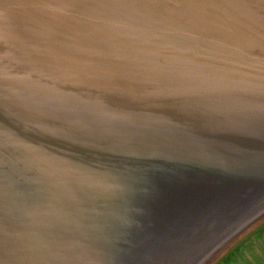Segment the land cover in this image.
<instances>
[{"label":"water","instance_id":"water-1","mask_svg":"<svg viewBox=\"0 0 264 264\" xmlns=\"http://www.w3.org/2000/svg\"><path fill=\"white\" fill-rule=\"evenodd\" d=\"M261 215L264 0H0V264H201Z\"/></svg>","mask_w":264,"mask_h":264},{"label":"clouds","instance_id":"clouds-1","mask_svg":"<svg viewBox=\"0 0 264 264\" xmlns=\"http://www.w3.org/2000/svg\"><path fill=\"white\" fill-rule=\"evenodd\" d=\"M262 221H264V215L260 216L257 225H253L251 222L245 225L243 222H240L232 226L213 245L211 252L215 253V256L212 258H208V256L211 255V253L206 254V257L202 260L201 264H262L261 241L259 236V230ZM252 237H255L257 240L260 241L259 259H246L243 261H236L231 259L230 257L233 255L234 251L238 247L239 239L241 238L250 239Z\"/></svg>","mask_w":264,"mask_h":264},{"label":"rangeland","instance_id":"rangeland-1","mask_svg":"<svg viewBox=\"0 0 264 264\" xmlns=\"http://www.w3.org/2000/svg\"><path fill=\"white\" fill-rule=\"evenodd\" d=\"M263 254H264V245L261 247V260L263 258ZM260 256V249L257 250L249 259H259Z\"/></svg>","mask_w":264,"mask_h":264},{"label":"trees","instance_id":"trees-1","mask_svg":"<svg viewBox=\"0 0 264 264\" xmlns=\"http://www.w3.org/2000/svg\"><path fill=\"white\" fill-rule=\"evenodd\" d=\"M261 262H262V264H264V254H263V258H262Z\"/></svg>","mask_w":264,"mask_h":264}]
</instances>
